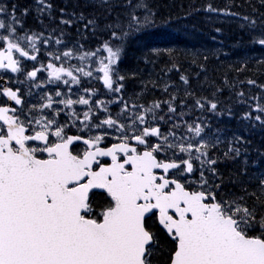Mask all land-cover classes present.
<instances>
[{
	"label": "snow or ice",
	"instance_id": "snow-or-ice-1",
	"mask_svg": "<svg viewBox=\"0 0 264 264\" xmlns=\"http://www.w3.org/2000/svg\"><path fill=\"white\" fill-rule=\"evenodd\" d=\"M258 3L197 11L239 18L264 48ZM166 23L151 0H0V264H264V142L249 138L264 83L239 81L237 115L207 54L183 50L190 73L151 43Z\"/></svg>",
	"mask_w": 264,
	"mask_h": 264
},
{
	"label": "trees",
	"instance_id": "trees-1",
	"mask_svg": "<svg viewBox=\"0 0 264 264\" xmlns=\"http://www.w3.org/2000/svg\"><path fill=\"white\" fill-rule=\"evenodd\" d=\"M15 2L26 6L31 3V0H15ZM55 2L59 6H64L67 3L71 8L74 4H83L84 0H55ZM208 2L221 8L226 3L232 4V11L242 15L251 14L253 7L260 8L258 0H151L158 17L167 21L166 24L159 25L155 30L151 43L160 47L171 46L181 50L180 59L184 63V67L189 68L190 73L198 71V69L190 67L186 63L191 59V56H185L183 50L186 49L189 52L198 50L207 54L209 56L206 73L208 80L214 81L217 86L223 88L222 101L238 115L246 108V105L237 102L235 91L243 90L247 95L250 89L249 85L241 84L239 81L250 77L257 80L258 83H264V71H261L260 66L256 63L258 59L264 58V48L250 42L253 33L240 27L242 21L239 18L209 14L203 10L197 11ZM29 23H34L31 18H29ZM217 28L221 29V32H217ZM140 55L141 52L133 46L129 50L126 63L135 64L136 58ZM245 58H247V68L242 72H236L235 68L240 67L241 61ZM140 67H144L143 63L140 64ZM162 68L163 64L158 62L154 72L162 74ZM225 75L230 82L235 84L234 89L223 84ZM166 78L173 81L178 80L174 71L169 73ZM203 81L204 74L199 80L193 79V87L200 91ZM209 91H211L209 84L203 83V93L208 94ZM251 92H259V89L251 87ZM220 126L235 129L239 127V124L235 117L232 119L225 117ZM249 138L254 144H259L264 142V133L256 130L255 135Z\"/></svg>",
	"mask_w": 264,
	"mask_h": 264
}]
</instances>
